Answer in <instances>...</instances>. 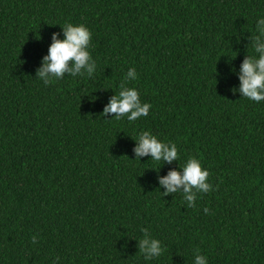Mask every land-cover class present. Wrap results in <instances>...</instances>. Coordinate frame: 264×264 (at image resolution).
<instances>
[{
	"label": "trees",
	"instance_id": "16d2710c",
	"mask_svg": "<svg viewBox=\"0 0 264 264\" xmlns=\"http://www.w3.org/2000/svg\"><path fill=\"white\" fill-rule=\"evenodd\" d=\"M258 15L264 0H0V264H264V101L231 90ZM66 22L96 67L44 84ZM129 68L151 105L131 122L102 113ZM143 131L178 160H136ZM189 157L211 185L194 207L159 184Z\"/></svg>",
	"mask_w": 264,
	"mask_h": 264
},
{
	"label": "clouds",
	"instance_id": "9594fccd",
	"mask_svg": "<svg viewBox=\"0 0 264 264\" xmlns=\"http://www.w3.org/2000/svg\"><path fill=\"white\" fill-rule=\"evenodd\" d=\"M61 29L62 38H57L56 33H52L47 54L42 57L41 66L37 70L36 75L44 84H48L53 78L61 79L66 72L71 76L84 73L91 76L96 67L89 52L90 30L83 24L67 22ZM251 49L254 54L247 55L240 63L238 88L231 90L238 91L240 97L259 103L264 101V15H258L254 22ZM136 78L135 70L129 68L124 76L125 83H121L119 91L105 105L103 115L112 113V118H126L129 122L148 115L151 105L140 100L135 88L125 86L127 81ZM135 140L137 143L133 151L136 160L145 155L158 164L161 161L170 163L178 160L175 143L164 142L149 131L141 132ZM180 169L179 172L175 169L169 170L166 175L159 177V184L164 186L165 194L177 192L182 185L183 200L187 202L188 207H194L197 193H207L211 190V185L207 182L209 172L201 166L198 159L192 157H189ZM141 231L143 237L138 242L139 252L145 260L159 257L164 251L160 240L150 237L146 230ZM192 264H208L207 257L199 254L197 250Z\"/></svg>",
	"mask_w": 264,
	"mask_h": 264
}]
</instances>
